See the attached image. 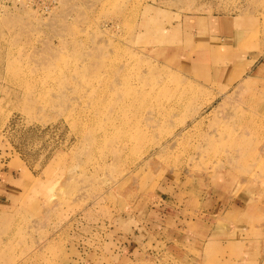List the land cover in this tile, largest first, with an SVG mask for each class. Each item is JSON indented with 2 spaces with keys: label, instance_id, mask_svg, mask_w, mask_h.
<instances>
[{
  "label": "rangeland",
  "instance_id": "374dc122",
  "mask_svg": "<svg viewBox=\"0 0 264 264\" xmlns=\"http://www.w3.org/2000/svg\"><path fill=\"white\" fill-rule=\"evenodd\" d=\"M46 1L0 0V264L264 258V0Z\"/></svg>",
  "mask_w": 264,
  "mask_h": 264
},
{
  "label": "crops",
  "instance_id": "0c3cea01",
  "mask_svg": "<svg viewBox=\"0 0 264 264\" xmlns=\"http://www.w3.org/2000/svg\"><path fill=\"white\" fill-rule=\"evenodd\" d=\"M200 19H203V18H196V20L193 19V20H195L194 23H193L194 26H196L195 22L200 20ZM213 21L215 22V20H213ZM210 22L211 21L207 20L204 23H206V25H210ZM218 22H220V21H218ZM197 27H199V26H197ZM230 28H233L232 25L230 26ZM2 192H4V190H2ZM254 194L255 193L253 192V195L251 197H255ZM241 198H242V200L240 199V201H239V203L241 204V206L239 207L240 209H243V210L247 211L246 209L249 208L250 214L253 216V219L256 218V219H258L260 221V219L264 218V202H263L264 197L262 198L261 203H258L257 201L255 202L254 198H253V200L250 199L248 202H247V199L245 197H241ZM256 198H257V200H259V198H260L259 195ZM1 202H2V200H0V206H1ZM249 202H251L252 204L256 203V205H250ZM261 222H264V220H261ZM261 238H262V241H264V237H261ZM254 239H256V238H254ZM260 255L258 256V258L256 260H250V261L252 263H254V264H264V258L261 257ZM262 255L264 256V253ZM245 261L248 262V260H245Z\"/></svg>",
  "mask_w": 264,
  "mask_h": 264
},
{
  "label": "built area",
  "instance_id": "2783aa9c",
  "mask_svg": "<svg viewBox=\"0 0 264 264\" xmlns=\"http://www.w3.org/2000/svg\"><path fill=\"white\" fill-rule=\"evenodd\" d=\"M34 2L39 4L38 7L40 9L48 10V8H49V2L46 0H13L12 3H13V5H18V3L19 4L25 3V4L30 5L31 3H34Z\"/></svg>",
  "mask_w": 264,
  "mask_h": 264
}]
</instances>
